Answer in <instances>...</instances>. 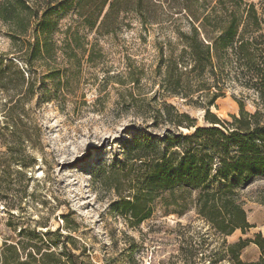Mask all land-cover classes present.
<instances>
[{"label": "rangeland", "instance_id": "obj_1", "mask_svg": "<svg viewBox=\"0 0 264 264\" xmlns=\"http://www.w3.org/2000/svg\"><path fill=\"white\" fill-rule=\"evenodd\" d=\"M56 1L38 35L0 30V264L12 263L11 246L40 239L76 264H233L226 249L239 242L242 264H264V177L238 193L250 227L224 242L197 214V192L143 190L149 168L136 159L210 126L207 109L231 128L241 110L264 125L256 74L234 55L212 105L182 62L222 0ZM243 1L264 41V0Z\"/></svg>", "mask_w": 264, "mask_h": 264}, {"label": "trees", "instance_id": "obj_2", "mask_svg": "<svg viewBox=\"0 0 264 264\" xmlns=\"http://www.w3.org/2000/svg\"><path fill=\"white\" fill-rule=\"evenodd\" d=\"M63 3L56 0H0V30L4 27L12 39L25 36L30 29L38 35ZM108 3L109 0H103L101 6ZM114 3L111 2V6ZM220 6L218 12L212 9L213 12L204 17L200 26L202 33L194 27V42L188 45L182 62L199 81L198 91L207 90L214 94L209 102L212 105L219 94L211 90L220 84L218 73L231 63L230 55H234L240 66L245 65L255 72L264 105V47H260L264 41L261 35H256L261 29L260 16L253 5H247L243 0H222ZM84 22L90 27L95 23L92 17H87ZM40 45L41 42L37 41V48ZM66 45L72 43L67 40ZM2 67L0 58V80L3 79ZM206 73L215 78L216 85L209 83ZM190 88L188 85L187 92ZM259 115L241 110L239 117L232 116L231 128L227 121L207 109L210 126L190 125L195 130L179 136L183 143L172 144L163 153H144L136 158L149 168V173L141 180L143 190L170 191L173 195L178 190L188 194L197 192L193 200L197 214L224 242L235 231H246L250 225L238 193L253 177H264V125L257 122ZM186 118L189 117L186 115ZM249 119L256 120L253 129ZM174 148L177 149L172 151ZM141 213L138 204L135 205L133 217L138 218ZM40 241H43L42 245L28 242L21 248L19 244L11 246V264H76L73 253L60 252L54 243ZM243 249L242 242L227 247L233 264L236 261L235 264H242L239 257ZM19 251H28L24 261H21Z\"/></svg>", "mask_w": 264, "mask_h": 264}]
</instances>
